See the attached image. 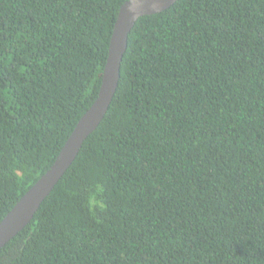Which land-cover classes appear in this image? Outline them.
<instances>
[{"label": "trees", "instance_id": "1", "mask_svg": "<svg viewBox=\"0 0 264 264\" xmlns=\"http://www.w3.org/2000/svg\"><path fill=\"white\" fill-rule=\"evenodd\" d=\"M127 0H0V221L98 96ZM0 264H264V0H177Z\"/></svg>", "mask_w": 264, "mask_h": 264}, {"label": "water", "instance_id": "2", "mask_svg": "<svg viewBox=\"0 0 264 264\" xmlns=\"http://www.w3.org/2000/svg\"><path fill=\"white\" fill-rule=\"evenodd\" d=\"M176 1L161 0L158 6L153 7L150 3L144 4L143 0H127L121 5L113 29L98 96L77 122L54 163L30 186L0 221V249L31 222L42 202L75 161L85 140L104 119L116 94L129 34L137 20L144 15L159 13Z\"/></svg>", "mask_w": 264, "mask_h": 264}, {"label": "clouds", "instance_id": "3", "mask_svg": "<svg viewBox=\"0 0 264 264\" xmlns=\"http://www.w3.org/2000/svg\"><path fill=\"white\" fill-rule=\"evenodd\" d=\"M144 4H151L153 7L158 6L161 3V0H143Z\"/></svg>", "mask_w": 264, "mask_h": 264}]
</instances>
